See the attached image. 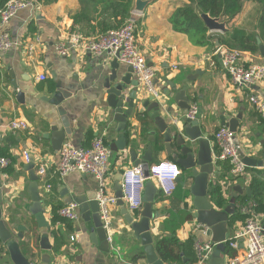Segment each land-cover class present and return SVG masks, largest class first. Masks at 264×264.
<instances>
[{
  "label": "crops",
  "instance_id": "crops-1",
  "mask_svg": "<svg viewBox=\"0 0 264 264\" xmlns=\"http://www.w3.org/2000/svg\"><path fill=\"white\" fill-rule=\"evenodd\" d=\"M182 3L186 4L187 0H182ZM179 7L169 0H156L147 7L144 15L135 16L138 20L136 29L138 48L156 74L155 83L160 94L157 102L162 103L160 118L167 120L172 126L182 128V122L177 118H186V114L193 107H197L198 116L195 120H199L203 136L210 142L215 166L214 174L209 180V193L214 187L220 186L227 199L224 207L226 208L234 188L241 189L239 198L247 197V190H251V180L256 177L262 184L264 203V169L246 166L248 172L246 177L238 178L234 182L227 181L228 176L233 177L230 173L225 177L222 167L219 166L220 162L216 161L218 149L214 140L217 131L228 128L226 117L241 116L236 135L243 149L244 158L256 160L263 157L264 126L250 99L257 97L264 103V79L252 88H239L233 84L223 70L219 58L215 56L216 49L223 46L220 41L235 28L255 33L257 39H260L259 8L251 0H246L239 15L233 20L224 19L228 21L229 33L208 30L207 43L198 45L195 38L179 32L174 27L172 16ZM79 11L78 0H59L57 3L44 5L41 12L24 10L9 23H0V37L9 34L16 43L11 51L0 58V157L6 156L4 158L12 161V165L5 172L0 171L4 190L2 212L13 241L18 244L21 254L31 264H44L42 257L46 252L40 248L44 237L49 239L53 247L50 252L51 264H60L65 260L71 264H149L141 240L134 237L118 205L112 212L113 228L116 231L112 246L119 250L118 254L112 248L111 253H105L94 243L92 234L94 230L91 223L84 220L80 207L78 220L73 222V231L64 223L52 224L53 206L65 208L70 200L77 197L96 196L97 199L98 192L96 180L87 174L74 172L63 179L59 177L57 170L61 150L56 152L52 148L54 128L68 130L65 143L70 142L77 148H89L96 135L105 136L112 153L109 175L114 195L117 177L126 169L136 167L131 157L133 152L141 160L139 166L143 168L165 161L177 164L182 172V182H179L177 187L187 189L188 197L184 204L174 208L176 191L165 197L158 190L153 204L154 219L151 222L155 250L158 242L174 237L166 222H169L171 214L180 212H187L193 217L177 231L175 238L180 245L183 246L189 241L193 243L211 241L209 233L205 235L204 227L196 221L194 197L190 192L193 186L192 173L168 156L164 138L156 128L157 118H153L156 109L151 107L152 102L147 108L143 107L149 95L139 86L138 88L127 86L124 90L126 101L134 90H137L138 97L132 115L128 117L125 134L128 145L125 151L118 149L123 133L118 131L121 124L114 120L115 114L110 107L109 89L114 88V83L108 82V89L106 81L114 72H117L119 79L123 78L128 74L129 66L119 61L115 63L116 57L108 55L97 57L76 51L61 57L55 53L54 46L57 43L80 30L74 25V17ZM261 45L264 47L262 40ZM258 47V53L238 50L242 53L246 68L264 66V56L259 44ZM41 75L46 77L45 81L39 80ZM131 77L134 82L136 80L134 75ZM170 83L176 86V90L171 88ZM181 91L186 94L177 102L175 98ZM171 93L174 94L173 98L168 96ZM180 102L190 109H180ZM168 108H172L171 113L167 112ZM128 109L125 104L124 110ZM261 116L264 118V114ZM15 120L26 122L27 129L12 131L7 128V125ZM112 148L118 151L115 152ZM190 148L196 159L199 147L193 144ZM171 149L180 159H188L175 142L171 144ZM24 152H28L30 159L35 160V174L38 177L39 166L44 165L47 170L46 176L39 177L38 182L46 210L45 217L52 227V230L45 234L39 232L35 218L28 210L32 205L29 192L32 183L30 172L26 168L29 163L23 157ZM148 156L151 157L150 163L144 160V157ZM47 186H50V189L47 190ZM209 199L215 209L219 210L211 196ZM238 200L236 212L240 211L242 206ZM142 209L132 214L136 220H139ZM243 225V222L238 221L230 227V236L241 230ZM19 227L26 230L21 232ZM20 234L24 235L23 239L19 238ZM56 237L61 240L62 246L54 251ZM0 251V264H14L8 245L3 244L1 240ZM217 252L215 249L213 255ZM156 253L158 254L157 250ZM229 253L235 255V251L226 245V251L222 254L225 263L231 256ZM243 253L244 250L241 249L240 254ZM236 254L240 255L238 252ZM180 257L182 261L179 264H196L184 251ZM159 258L161 259L160 256Z\"/></svg>",
  "mask_w": 264,
  "mask_h": 264
},
{
  "label": "built area",
  "instance_id": "built-area-1",
  "mask_svg": "<svg viewBox=\"0 0 264 264\" xmlns=\"http://www.w3.org/2000/svg\"><path fill=\"white\" fill-rule=\"evenodd\" d=\"M43 5L37 0H12L0 11V23L7 24L21 11L32 10L41 12ZM128 20L119 30L109 31L94 37H83L72 35L66 40L57 43L54 51L58 56L66 57L72 52L90 53L97 57L108 55L116 57L118 61L126 66L132 67L133 75L142 91L148 95L160 98L155 79L156 74L149 66L147 59L140 52L137 45V19ZM16 43L9 34L0 37V58L3 54L11 51ZM223 70L229 75L233 84L239 88H252L264 79V66L256 65L246 68L242 53L225 46H219L215 51ZM40 81L46 77L39 76ZM251 103L257 111L264 114V103L257 97H251ZM198 116L197 107H193L186 118L195 120ZM27 123L15 120L7 125L12 131H23L27 129ZM237 133L228 128H221L214 135L215 145L218 148L216 161L227 162L230 166V175L233 178L246 177L247 167L244 163L243 149L238 141ZM111 150L106 143L104 135H96L89 148H77L70 142L65 143L60 151V160L57 173L61 179L71 173L80 172L93 177L98 186L97 202L99 203L104 229L108 235V242L112 246L116 231L113 228V208L117 206V198L111 191V177L109 175ZM26 162H30V154L23 153ZM12 165L8 158L0 157V169L4 172ZM179 166L171 161H165L149 167V178L144 175L142 166L126 169L122 174L123 201L131 214L139 212L143 208V196L145 183L151 180L157 186V190L163 196H171L177 189L178 178L181 176ZM47 170L44 165L39 166L38 175L44 177ZM6 175V174H5ZM248 180V179H247ZM50 186H47V190ZM256 204L249 202L241 206V214L248 215L241 230L235 231L227 242L229 249L235 251L225 264H264V215H258L254 209ZM79 206L72 204L61 210L62 217L75 222L78 220ZM204 227V226H202ZM203 233L207 235L209 229L204 227ZM241 245L243 247L241 248ZM117 254L119 250L112 246ZM216 249L212 241H195L194 251L197 259L196 264H208ZM244 250L243 254L240 251ZM240 255H237L236 253ZM60 264H71L65 260Z\"/></svg>",
  "mask_w": 264,
  "mask_h": 264
},
{
  "label": "water",
  "instance_id": "water-1",
  "mask_svg": "<svg viewBox=\"0 0 264 264\" xmlns=\"http://www.w3.org/2000/svg\"><path fill=\"white\" fill-rule=\"evenodd\" d=\"M155 1L156 0H135L133 14L139 16L144 15L147 7ZM194 9L209 31L219 32L223 34L230 32L227 27L228 21L224 20L223 16L219 18H213L210 14L203 13L197 6H194ZM257 41L260 45V51L264 56V47L261 45V40L257 39ZM115 61V63H117L118 59L116 58ZM131 75H133V69L132 67H129L128 74L123 78L119 79L117 72H114V74L106 81V88L108 89V82L111 81L112 83H114V88L109 89V101L110 107L113 109L115 114L114 120L121 124L118 129L119 132L123 133V136L120 137L121 144L118 148L121 151H125L128 145V141L125 136L127 131L128 117L132 115V112L135 108V101L138 97L137 90H134L129 95L128 101H126L124 95V90L127 86H132L134 88H138L139 86L136 80L134 82L132 81ZM170 86L173 90H176V86L173 83H170ZM184 94L186 93L181 91V94L179 93V95L176 96L175 100L178 102L179 100H181V98H184ZM173 95L174 94L172 93L168 94V96H170L171 98L174 97ZM157 101L158 99H156L153 95H149L147 100H145V102L143 103V107L147 108L151 102L153 103V106L151 107L153 109H156V113L153 118H157L156 128L157 131L164 138V143L166 145L168 156L172 157L175 162H179L186 168V170L192 173L193 186L190 192L194 197L193 206L197 213L196 221L197 224L207 227L209 229V236H211V241L213 244H216V250L218 251L216 255H213L209 259L208 264H225V260L222 254L225 253L226 244L230 240L229 223L233 216L236 214V203L239 198L241 189L239 187L234 188V193L232 194L230 203L226 208L222 210L215 209L209 199V180L210 176L214 174L215 171V166L213 164L212 159V149L210 147V142L203 136L199 120H190L187 118L182 119L181 117H178L177 120L182 122V128H180L179 126H172L167 122V120L160 118V110L162 109V103ZM186 101H188V98L186 99ZM125 104H127L129 108L128 110H124ZM179 108L182 110L190 109V107L181 104V102L179 104ZM171 111L172 108L167 109L168 113H171ZM241 120V116H237L236 118H225V121H227L228 123L227 126L229 130L233 133H238V128L240 126ZM53 133L54 134L52 139V148L54 151L59 152L66 141L68 130L61 131L57 128H54ZM173 142H175L178 147L182 148V150L185 152L184 155L188 159H180L179 156L173 154V150L171 149V144ZM193 144H196L199 147V152L196 159L193 157V151L190 148ZM112 150H114L115 152L118 151L114 148H112ZM131 157L132 161L135 163V166L138 167L141 160L137 158V154L133 152L131 154ZM144 160L150 163L151 157H144ZM34 162L35 160L30 159V162L26 167L27 171L30 172V181L32 183L29 189L32 205L28 208V210L29 213L35 218L39 232L41 234H45L50 232L52 230V227L50 222L45 217L46 210L44 208V201L39 190V177L35 174ZM244 163L246 166L259 167L261 169H264V153L261 159L255 160L249 157L244 158ZM144 175L146 179L149 178L148 165H146L144 168ZM121 181L122 175H119L117 177L114 190L117 198V205L119 206V208H121L125 221L131 227L134 233V237L137 240H141L142 247L145 250L148 263L164 264V262L159 258L158 254L156 253L155 246L153 243V236L151 234V222L154 219L153 204L158 194V190L154 182H152L151 180H147L145 183L143 209L139 220H136V218L126 208L125 203L123 201V189ZM177 182H182L181 176L178 178ZM247 194L248 197H250V189L247 190ZM3 202L4 190L3 182L0 177V240L3 244L8 245L11 258L14 264H31L21 254L18 244L13 241V237L6 226L5 221L3 220ZM73 203H77L78 206L81 208L84 220L91 223L92 228L94 230V233H92L94 237V243L100 246L101 251L105 253H111L112 247L108 242V235L106 230L104 229V224L100 213V207L99 203L97 202L96 196H84L74 198L73 200H70L68 206L72 205ZM19 230L22 232L26 229L23 227H19ZM19 238L23 239L24 235L20 234ZM242 247L243 245H241V248ZM40 248L41 250L46 252V254L42 257V262L44 264H51L50 252L53 250V247L51 246L49 239L44 237L41 240Z\"/></svg>",
  "mask_w": 264,
  "mask_h": 264
},
{
  "label": "trees",
  "instance_id": "trees-1",
  "mask_svg": "<svg viewBox=\"0 0 264 264\" xmlns=\"http://www.w3.org/2000/svg\"><path fill=\"white\" fill-rule=\"evenodd\" d=\"M12 0H0V11ZM44 5L57 3L59 0H37ZM80 4V11L74 17V25L80 30L75 34L83 37H94L105 34L109 31L121 29L128 20L133 18V7L135 0H78ZM259 8L260 21L258 26V33L260 39L264 42V0H251ZM246 0H187L176 9L172 16V23L174 27L181 33L187 34L195 38V43L198 45L206 44L207 27L196 13L194 6H197L203 13L210 14L213 18L222 17L226 20H233L239 15L244 8ZM220 44L233 50H240L250 53H258L259 47L257 43V35L255 33H248L243 29L235 28L232 33L227 34V37L220 41ZM261 124L264 126V118L261 113H257ZM218 149V148H217ZM6 157V156H4ZM225 177L230 173V166L227 162H220ZM227 181L234 182L238 178H230ZM250 188L252 194L250 197L239 198L241 205L249 202H254L256 207L255 213L264 215V203L261 193L262 184L256 177L251 180ZM211 199L215 201L219 210H222L227 204V199L223 194L222 188L214 187L210 192ZM188 197L187 189L177 187L174 193L173 207L184 204ZM63 207L53 206L52 224L64 223L70 231H73V222L61 216L60 212ZM249 216L241 214L237 211L229 223V227H233L236 222L241 221L245 223ZM192 215L185 213L171 214L169 222H166L167 227L171 228L173 238L163 239L156 244V250L164 262L171 264H179L182 260L180 254L182 251L192 260L197 263L194 243L189 241L183 246L179 244L175 238L177 231L183 225L192 220ZM54 251L62 246L61 240L55 238ZM26 246V245H25ZM1 252V251H0ZM231 255V253H229ZM232 256V255H231Z\"/></svg>",
  "mask_w": 264,
  "mask_h": 264
},
{
  "label": "rangeland",
  "instance_id": "rangeland-1",
  "mask_svg": "<svg viewBox=\"0 0 264 264\" xmlns=\"http://www.w3.org/2000/svg\"><path fill=\"white\" fill-rule=\"evenodd\" d=\"M169 2H171L173 4H178L179 6H182L184 4V3H182V0H169Z\"/></svg>",
  "mask_w": 264,
  "mask_h": 264
}]
</instances>
